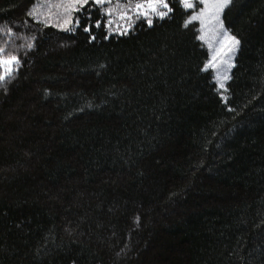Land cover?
<instances>
[{
    "label": "trees",
    "instance_id": "obj_1",
    "mask_svg": "<svg viewBox=\"0 0 264 264\" xmlns=\"http://www.w3.org/2000/svg\"><path fill=\"white\" fill-rule=\"evenodd\" d=\"M145 1L0 0V264H264V0Z\"/></svg>",
    "mask_w": 264,
    "mask_h": 264
},
{
    "label": "rangeland",
    "instance_id": "obj_2",
    "mask_svg": "<svg viewBox=\"0 0 264 264\" xmlns=\"http://www.w3.org/2000/svg\"><path fill=\"white\" fill-rule=\"evenodd\" d=\"M155 3V0H152ZM195 3L196 0H191ZM221 0H203V3L191 8L192 15H200L199 20H195L199 24V37L204 36L202 43L206 46L209 52V59L206 62L205 69L213 72L214 80L220 91L225 90L227 81L230 78L231 70L234 65L235 56L238 50L237 40L228 32L222 22V12L217 11L216 5ZM164 11L165 9H160ZM224 9V8H223ZM142 14L157 16L149 7V0L144 2L143 8L139 9ZM191 16L189 20L191 19ZM113 23V21H111ZM113 27H116L113 23ZM9 66V64L4 63ZM225 77H227L225 79ZM221 84L224 87H221Z\"/></svg>",
    "mask_w": 264,
    "mask_h": 264
},
{
    "label": "snow or ice",
    "instance_id": "obj_3",
    "mask_svg": "<svg viewBox=\"0 0 264 264\" xmlns=\"http://www.w3.org/2000/svg\"><path fill=\"white\" fill-rule=\"evenodd\" d=\"M94 2L101 3L102 0H94ZM177 2L181 3L185 9H191V8L196 7L198 4L203 3V0H196L195 3L191 2V0H177ZM228 2H229V0H221V2L216 5L217 11L223 10V8L227 6ZM87 3H88V0H83V4H87ZM169 3H170V0H155V3H153L152 0H149V7L152 9V11L157 16H159L161 19H163L165 16L168 15V13L173 11V9L171 7H169ZM83 4L81 5V7H83ZM157 6L160 9H167V11H159L157 9ZM137 7L139 8V7H141V5H137ZM200 15H202V13L198 14V15H192L191 19L186 22L185 26H187V24L191 23L192 21L199 20ZM148 23L151 24L152 21L149 20ZM87 30L88 29L85 28V31H87ZM199 38L203 40L205 37L200 36ZM237 43H239V42L237 41ZM0 52H3V49H0ZM4 63H18V61H17L16 57L13 56L9 60L4 61ZM9 75H11V73H9ZM226 78L227 77H225V79ZM3 79H4V77H0V80H3ZM221 87H224V85L221 84Z\"/></svg>",
    "mask_w": 264,
    "mask_h": 264
}]
</instances>
